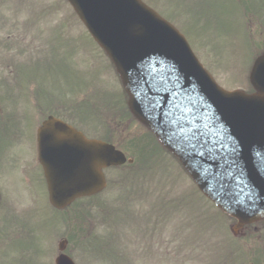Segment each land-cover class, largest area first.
Here are the masks:
<instances>
[{
  "label": "rangeland",
  "instance_id": "obj_1",
  "mask_svg": "<svg viewBox=\"0 0 264 264\" xmlns=\"http://www.w3.org/2000/svg\"><path fill=\"white\" fill-rule=\"evenodd\" d=\"M20 1L8 0L4 4L0 0V39L12 31L15 35L16 32L27 33L28 28L32 27L31 30L40 37L37 57L46 56L49 60L44 62L43 78L27 89L16 88L12 80L3 82L5 79L0 73V94L6 111L23 108L19 104L13 105L12 94L7 95L8 91L14 94H44V111L56 110L64 114L90 137L99 136L107 141L121 143L128 156L134 158L131 165L106 171L109 182L103 194L77 204L80 218L83 216L81 213L85 214L86 211L90 215L88 219L83 216V220L76 219L71 224L75 228L67 248L70 257L76 264H122L118 255L123 246L125 264H131V260L132 264H137L136 258L139 260L148 255L147 252L140 253L128 246L135 235L134 226L140 220L139 213L143 214L142 218L149 219L152 216L151 208L154 207L158 217V212L167 205L168 216L163 212L160 217L171 220L172 247L179 238L184 239L190 247L175 258L173 264H205L197 256L204 252L199 242L201 235L211 244L219 238H226V228L229 229L233 220L219 214V210L197 190L180 164L154 143L152 137L127 111L114 67L104 52L95 47L67 4L61 1L60 4L48 2L47 10L44 7L46 0H22L21 4ZM144 1L186 34L196 56L221 86L248 92L252 90L248 81L249 70L253 59L264 52V7H258L260 0ZM262 2L264 4V0ZM10 13L19 24L27 18L29 27L7 23L4 16ZM2 42L8 44L11 52L7 54L0 50V67L3 62H8L16 65L17 73L18 67L30 59L17 55L14 50L18 44L16 39ZM52 48L57 49L54 57L51 56ZM18 140V146L21 147L24 141L21 137ZM3 156L0 166L11 173L5 175L2 183L7 192L3 190L1 196L0 252H7L5 259H10L12 250L22 251L14 248L13 240L23 235L28 245L25 251L32 248L44 250L47 264H53L58 251L57 241L61 237L57 234L61 231L53 227L54 213L47 206L42 187L34 178L31 180L28 175L11 169L13 161L6 153ZM5 211H9L7 218L3 217ZM176 221L184 222L181 233H177L174 228ZM204 221L209 222V227L215 225L214 231L207 227L199 229L198 226L185 230L187 223L195 225ZM257 225L256 233L264 234V221ZM196 233L194 238L189 239ZM120 236L122 238L119 241ZM155 239L158 245L151 244L150 247L158 258L165 253V243L170 240V236L162 233ZM245 244L248 248L251 245L254 246L252 248L256 247L254 240ZM187 260L188 263H185ZM3 264L10 263L4 260ZM148 264L155 262L150 260Z\"/></svg>",
  "mask_w": 264,
  "mask_h": 264
},
{
  "label": "water",
  "instance_id": "obj_2",
  "mask_svg": "<svg viewBox=\"0 0 264 264\" xmlns=\"http://www.w3.org/2000/svg\"><path fill=\"white\" fill-rule=\"evenodd\" d=\"M115 64L128 106L172 151L199 189L239 225L264 192V55L250 82L227 91L204 70L185 38L141 0H68ZM49 200L57 208L105 186L101 168L125 161L111 146L50 117L38 130ZM87 150V151H85ZM57 264H73L60 256Z\"/></svg>",
  "mask_w": 264,
  "mask_h": 264
},
{
  "label": "flooded vegetation",
  "instance_id": "obj_3",
  "mask_svg": "<svg viewBox=\"0 0 264 264\" xmlns=\"http://www.w3.org/2000/svg\"><path fill=\"white\" fill-rule=\"evenodd\" d=\"M5 65L10 67V63L8 62H5ZM39 114H42V112L39 111ZM20 115L21 116L18 117V112H15L14 116L13 113H8L6 116L1 117V121L5 125H8V128L5 130V144H0V162L4 159L3 154L6 153L13 161L11 169H17L20 174H26L30 177V179L33 175L36 177L39 176L43 179L41 166L37 163V160L35 161V155L31 156V153L36 150V143L33 142L31 130H34V127L36 129L40 118L31 112L21 113ZM22 115L26 116L25 121H22ZM19 137H21L24 141L21 147L18 146ZM8 172L11 173V171L0 166V180L2 183L4 182L3 178ZM3 188L6 189L5 186ZM12 254L15 255L13 257L14 263L39 264L40 257L36 255V252H28V256H25V252L18 251L13 252Z\"/></svg>",
  "mask_w": 264,
  "mask_h": 264
}]
</instances>
